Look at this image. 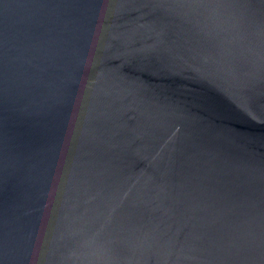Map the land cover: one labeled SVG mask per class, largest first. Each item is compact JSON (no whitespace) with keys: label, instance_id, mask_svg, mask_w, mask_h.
<instances>
[{"label":"water","instance_id":"1","mask_svg":"<svg viewBox=\"0 0 264 264\" xmlns=\"http://www.w3.org/2000/svg\"><path fill=\"white\" fill-rule=\"evenodd\" d=\"M0 264H264V0H0Z\"/></svg>","mask_w":264,"mask_h":264}]
</instances>
